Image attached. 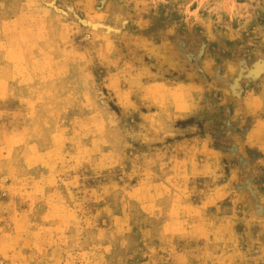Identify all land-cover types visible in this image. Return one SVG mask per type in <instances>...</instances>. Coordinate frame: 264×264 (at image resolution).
<instances>
[{
  "label": "rangeland",
  "instance_id": "rangeland-1",
  "mask_svg": "<svg viewBox=\"0 0 264 264\" xmlns=\"http://www.w3.org/2000/svg\"><path fill=\"white\" fill-rule=\"evenodd\" d=\"M0 264H264V0H0Z\"/></svg>",
  "mask_w": 264,
  "mask_h": 264
},
{
  "label": "crops",
  "instance_id": "crops-1",
  "mask_svg": "<svg viewBox=\"0 0 264 264\" xmlns=\"http://www.w3.org/2000/svg\"><path fill=\"white\" fill-rule=\"evenodd\" d=\"M248 225V224H247Z\"/></svg>",
  "mask_w": 264,
  "mask_h": 264
}]
</instances>
